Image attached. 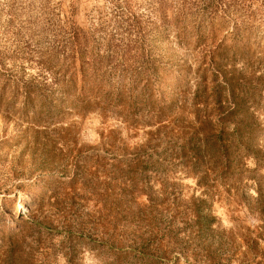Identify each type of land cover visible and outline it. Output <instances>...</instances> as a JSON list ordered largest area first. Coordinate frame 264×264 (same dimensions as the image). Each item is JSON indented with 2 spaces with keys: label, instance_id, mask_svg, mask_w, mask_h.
I'll return each mask as SVG.
<instances>
[{
  "label": "rangeland",
  "instance_id": "rangeland-1",
  "mask_svg": "<svg viewBox=\"0 0 264 264\" xmlns=\"http://www.w3.org/2000/svg\"><path fill=\"white\" fill-rule=\"evenodd\" d=\"M136 1L141 9L150 2ZM254 2L261 11L239 34L254 54L264 55V0ZM249 5L234 0L231 9L246 25ZM72 6L81 26L90 27L97 16L101 30L110 28L104 0H0V264H251L248 250L264 234V127L252 140L258 151L242 160L248 170L236 169L222 185L210 179L213 186L205 187L164 160L154 171L150 158L147 169L135 172L134 184L125 185L134 161L114 160L102 136L108 126L120 127L124 141L134 145L144 132L134 135L98 111L68 115L62 123L75 118L76 135L62 146L22 137L28 127L22 96L7 84L43 68L63 34L54 23ZM220 14L234 20L222 9ZM230 29L224 25L207 44L230 41ZM161 46L179 48L167 37ZM139 235L153 246L158 239L165 245L119 251L130 249ZM259 243L264 264V237Z\"/></svg>",
  "mask_w": 264,
  "mask_h": 264
},
{
  "label": "trees",
  "instance_id": "trees-1",
  "mask_svg": "<svg viewBox=\"0 0 264 264\" xmlns=\"http://www.w3.org/2000/svg\"><path fill=\"white\" fill-rule=\"evenodd\" d=\"M104 2L110 28L101 30L105 26L97 16L90 27L81 26L72 6L54 23L63 34L43 68L9 80L7 85L22 96L20 112L28 123L22 137L62 146L76 135L75 118L62 123L68 115L98 111L134 135L144 132L134 145L124 141L120 127L108 126L102 136L114 160L134 161L125 185L134 184L135 172L147 169L149 158L154 171L164 160L194 175L202 187L213 186L210 179L215 186L227 183L238 168L248 170L242 160L258 151L252 140L264 127V55L254 54L239 34L261 11L254 0H249L247 25L231 10L234 0H150L146 9L136 0ZM226 24L232 28L227 31L233 36L230 41L223 37L207 44ZM165 37L177 41L179 48L162 49ZM76 173L72 169V180ZM263 237L258 233L254 250H248L251 264L263 257ZM131 243L130 249L119 251L127 255L137 245H165L158 239L153 246L142 235Z\"/></svg>",
  "mask_w": 264,
  "mask_h": 264
}]
</instances>
